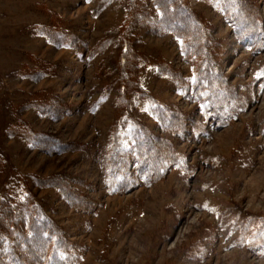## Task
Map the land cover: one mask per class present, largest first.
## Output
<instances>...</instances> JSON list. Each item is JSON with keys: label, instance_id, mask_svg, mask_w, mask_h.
Here are the masks:
<instances>
[{"label": "rangeland", "instance_id": "obj_1", "mask_svg": "<svg viewBox=\"0 0 264 264\" xmlns=\"http://www.w3.org/2000/svg\"><path fill=\"white\" fill-rule=\"evenodd\" d=\"M132 1L0 0V193L21 196L23 184L32 189L77 247L79 264H264L263 253L238 242L247 216L264 217V47L253 52L240 43L221 11L205 1L185 0L211 26L225 51L219 71L249 106L197 136L206 122L200 104L157 65L142 62L143 87L188 118V139L161 129L148 100L135 97L133 113L154 135L174 142L186 164L130 191L112 188L111 155L129 140L120 138L121 127L116 133V123L120 40ZM245 3L264 32V1ZM251 10L242 9L239 22ZM139 51L194 79L174 35L144 33ZM57 140L67 150H45ZM58 177L69 187L65 193L83 201L80 207L49 186ZM203 236L207 256L192 258L187 250Z\"/></svg>", "mask_w": 264, "mask_h": 264}, {"label": "trees", "instance_id": "obj_2", "mask_svg": "<svg viewBox=\"0 0 264 264\" xmlns=\"http://www.w3.org/2000/svg\"><path fill=\"white\" fill-rule=\"evenodd\" d=\"M202 1L221 11L233 26L240 43L249 46L253 52L264 47V32L258 27L261 19L257 11H252L250 5L245 3L246 0ZM246 7L252 12L248 23L239 22L243 15L242 9ZM177 14L180 17L184 14L185 18L191 20L186 23L173 22ZM122 31L116 133H120L118 128L121 127L125 137H118L129 140L124 148H119L111 155L109 178L112 188L117 192L130 191L143 183L162 180L172 169L186 164L174 142L154 135L147 124L133 113L134 107L138 105L135 97L148 100L161 129L170 131L175 138L188 139V118L157 101L143 87L142 62L157 65L163 74L173 77L178 89L186 97L200 104L206 122L197 127V136L208 134V124L216 128L228 124L249 106V99L235 84L230 83L228 76L219 71L217 61L225 51L213 35L211 26L201 14L191 10L185 0H133ZM51 32L45 28L44 34L53 39L55 36ZM144 33L157 36L172 34L179 39L184 60L194 70V79L189 81L180 76V72L162 59L141 56L143 54L139 51V45ZM200 123L197 121L196 125ZM40 142L38 139L39 146ZM45 150L49 153L60 152L67 150V145L57 140L55 146H47ZM60 180L50 178L49 186H57L70 205L80 207L83 201H74L76 199L65 193L69 187H62L58 182ZM213 236L214 233L210 238ZM238 242L240 245L246 243L249 249L264 254V217L247 216ZM187 251L190 255L193 253L192 258L204 259L209 251L204 236ZM81 258L82 255L65 235L63 227L45 213L37 194L26 184H23L21 196L11 191L0 193V264H79Z\"/></svg>", "mask_w": 264, "mask_h": 264}]
</instances>
